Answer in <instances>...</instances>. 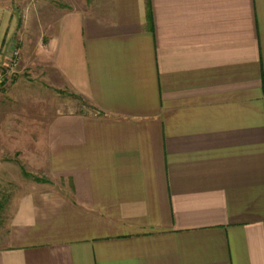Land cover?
<instances>
[{
	"label": "crops",
	"instance_id": "crops-1",
	"mask_svg": "<svg viewBox=\"0 0 264 264\" xmlns=\"http://www.w3.org/2000/svg\"><path fill=\"white\" fill-rule=\"evenodd\" d=\"M54 13L43 58L94 112L39 127L60 183L15 201L0 264H264V0Z\"/></svg>",
	"mask_w": 264,
	"mask_h": 264
},
{
	"label": "rangeland",
	"instance_id": "rangeland-1",
	"mask_svg": "<svg viewBox=\"0 0 264 264\" xmlns=\"http://www.w3.org/2000/svg\"><path fill=\"white\" fill-rule=\"evenodd\" d=\"M0 42V235L15 201L50 182L36 159L39 128L58 112L91 113L90 102L64 86L43 58V33L63 0H2ZM36 45L38 48H36Z\"/></svg>",
	"mask_w": 264,
	"mask_h": 264
}]
</instances>
